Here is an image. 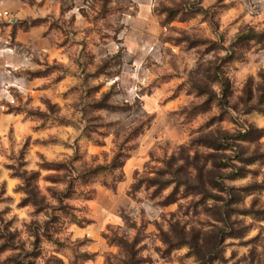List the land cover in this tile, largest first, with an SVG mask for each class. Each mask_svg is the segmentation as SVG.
I'll return each mask as SVG.
<instances>
[{
  "label": "rangeland",
  "instance_id": "obj_1",
  "mask_svg": "<svg viewBox=\"0 0 264 264\" xmlns=\"http://www.w3.org/2000/svg\"><path fill=\"white\" fill-rule=\"evenodd\" d=\"M0 264H264V0H0Z\"/></svg>",
  "mask_w": 264,
  "mask_h": 264
},
{
  "label": "built area",
  "instance_id": "obj_2",
  "mask_svg": "<svg viewBox=\"0 0 264 264\" xmlns=\"http://www.w3.org/2000/svg\"><path fill=\"white\" fill-rule=\"evenodd\" d=\"M9 103L13 105V104H14V100L11 99V100L9 101Z\"/></svg>",
  "mask_w": 264,
  "mask_h": 264
}]
</instances>
